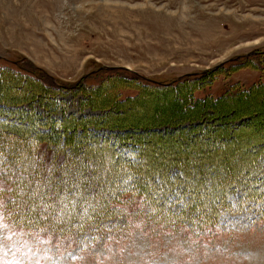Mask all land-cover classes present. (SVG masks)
<instances>
[{
  "label": "rangeland",
  "instance_id": "obj_1",
  "mask_svg": "<svg viewBox=\"0 0 264 264\" xmlns=\"http://www.w3.org/2000/svg\"><path fill=\"white\" fill-rule=\"evenodd\" d=\"M60 115L70 142L57 151L69 162L58 194L33 179L12 208L0 175V264H264V157L254 167L248 150L264 142V0H0V148L18 151L8 138L24 141L25 127L38 141ZM219 132L229 134L220 144ZM137 133L153 141L135 144ZM52 135L40 140L54 150ZM121 137L130 150L112 148ZM141 144V163L121 159ZM128 163L160 208L122 192ZM251 166L256 186L240 182ZM218 200L227 204L205 226L198 212ZM49 211L58 225H37Z\"/></svg>",
  "mask_w": 264,
  "mask_h": 264
},
{
  "label": "trees",
  "instance_id": "obj_2",
  "mask_svg": "<svg viewBox=\"0 0 264 264\" xmlns=\"http://www.w3.org/2000/svg\"><path fill=\"white\" fill-rule=\"evenodd\" d=\"M234 61H236V58L234 59ZM220 66H222V65H219V66H217L214 69H217ZM102 70H107L108 71V69H104V68H100L99 69V71H102ZM109 70H115V68L114 69H109ZM122 70H125V69H122ZM125 71H127V70H125ZM127 72H129V71H127ZM202 74L205 75V74H207V72L205 71ZM133 76L136 77V79L137 78L138 79H142L141 77H139L136 74H133ZM188 77H192V76H188ZM178 80H174V81L170 82L173 85H171V84H165V83H156L154 85H151L150 83H148L146 85H147V87H149V86L156 87V88H158V90H159V88H161L160 90H164L166 88L172 89V88H175L176 84L179 82ZM73 88H75V87H73ZM79 89H81V88H79ZM83 103L88 104V98L85 99V100H83ZM13 105L15 107L14 109H21L22 108V106H18L17 104L16 105L13 104ZM29 108H30V106H28V109ZM28 109H26V111ZM211 114L212 113H210V115ZM206 116L207 115H204V117L201 120H198L197 119V121L204 120V118ZM213 116H214V113H213ZM209 117H207V118H209ZM83 119H84L83 117H80V119H79L80 121H78V122H80V124H78V125L76 124V121L75 120L72 121L74 123V127H73L74 130H76L77 127L80 128V130H78V133L79 134L80 133L82 134V132L84 131V130H81L82 126H84V125L86 126L87 125ZM51 122L53 123V120H51ZM62 122H65L64 116H61L60 115V119L59 118H57V119L55 118V123H54L52 129L46 128V129H43V130H41V129L38 130L37 133L39 135H41L39 137V140L38 141L37 140H33L35 138H33V136L31 135V133L30 134L28 133L29 131H32L30 128L29 129H27V127H25L26 129H23V128L21 129L20 128V132H22L21 135L23 134L24 136H27V138L23 139L24 141H19L18 142L16 140L17 138L14 137L15 132L14 133H11L10 136H9L10 138H8V140H12V138H13V141L15 140V142H13L12 146L9 147V148H11L10 150L13 151V149L16 148V149H18V151L15 150V152L13 154H9V150H7V151L4 152L0 148V175H2V176L9 175L7 177L10 178V180H11V183L10 184L13 187V189L11 191H12V193H13V191L16 193L15 195H13V197H14L15 200H14V203L11 205L12 208H13V205L15 206V202H17L20 198L23 199L25 196L28 195V193H27L28 192L27 191L28 190L27 187L30 188L31 185L30 184H27L28 186L27 185L23 186L22 184L23 183L25 184V182L26 183L27 182H31V180H33V179L34 180H37V181L39 180V182H40V185L38 187L39 190L40 191H43L45 188H47V187L49 188L50 187L51 193L49 194V196L51 198H54L55 195L58 194L59 189H62V184H61L60 181L58 182V178H60V176L62 174V168L65 165H68L69 162L68 163L66 162L65 155H63L61 152L59 154V153H57V151H59V150L60 151H63L64 150V146L67 144V142H70L68 140L66 141L65 135L62 137L61 131L64 130V128L61 125ZM23 124L26 125L27 123L24 122ZM92 124H95V123L92 122ZM167 128H170V130H171V128H174V127H172V126H169L168 127L167 126ZM150 129L152 131H154V133L156 132L155 131V128L154 129L153 128H150ZM157 129H160V128H157ZM232 130H235V129H232ZM232 130H231V136L234 133V131H232ZM177 131L178 132H176V134L179 135L180 128L177 129ZM197 131H198V129H197ZM32 132H34V131H32ZM143 132H145V131L143 130ZM186 132H187V134L188 133L192 134V137L195 136V135H199V134H195L194 135V133L192 131H189V132L186 131ZM186 132H185V134H186ZM60 133H61V136H60ZM72 133H74V132H72ZM161 133L163 135H167V133H169V132L165 131V132H161ZM219 133H220V136H218L217 143L220 144L221 141H224L225 140V138H226V140L228 139L227 136H229V134H226V132H224V133L223 132H219ZM52 134L53 135H56V136H53ZM74 134H76V133H74ZM204 134H206V133H202L200 135L201 136L202 135L205 136ZM44 135H46V136H44ZM47 135H52L51 139H54V138L56 139L58 137L60 138V145L58 143H55V144H58V147L56 149L53 150V149L49 148L48 146L50 144L49 143H45L46 141H44V139H41L40 140V138H42V137L43 138L44 137L48 138ZM143 135L144 136H141L139 133H137L136 136H139V137H135L134 134H133V142L135 144H137V143H139V141H141L140 143H142V139L145 138L144 141H143V143L144 144H147V146H148V144H150L149 141H153V139L150 137V136H152V134H150V133H147V134L143 133ZM76 136H77V134H76ZM95 136H96V134H95ZM129 137H131V135ZM28 138H30V139H28ZM206 138H208V137L202 138L203 142H204V139H206ZM124 139H125V141H123ZM210 139H212V140L215 139V136L214 135H211ZM219 139L221 141H218ZM73 142H75V141H73ZM73 142L71 141L72 144H73ZM78 142H80V143L83 144V138L81 139V141H78ZM42 143H44V145H42ZM85 143L89 144L88 142H85ZM134 143H133V146H135ZM128 144H129V141H127V138L121 137L120 139H118L117 141H115V143H113V146H115V147H112V148L113 149H116L117 148L120 151L126 152V151L130 150V149H126L125 150V148H127L129 146ZM257 144H255V143L251 144L250 147H252V148H250V149H248L247 146L245 145V150L246 151H247V149L248 150H251L252 153H253V156H251V157H253L252 163H253V166L254 167H255V161H257V158L258 157H261V158L264 157V154H262L263 153V150H264V145H263L264 142L261 143L262 145H259V144L257 145ZM81 146H83V145H81ZM144 146L146 147V145H144ZM86 147L88 148V146H86ZM98 147H100L98 149L99 151L100 150H104V149H107V150L110 149V151L112 152V150H113L109 146H107L106 144H103L102 147L101 146H98ZM118 147H121V148H118ZM94 148L95 147H92V149H94ZM142 148H143V146L141 144V146L139 147V150L140 151L137 150V153H136L137 154V157H136V154L130 153V156L127 157V156H124L123 155V156H121L122 157L121 159L123 161H129V162H131L133 164H135V162L141 163V157L138 155V153L141 152V151L143 152L144 149H142ZM34 150H35V154H32V156L30 157V153L32 151H34ZM16 154L19 155V156H17ZM22 154H24V155H22ZM21 157L24 158L23 161H22V159H20ZM118 157L119 156H117V158ZM26 159H27L28 162H26V164H24ZM29 160H32V162H29ZM9 162L13 163L14 166H15V168L14 167L12 168L11 166H10L11 167L10 168L9 167V164H10ZM136 165L132 166V165H130V163H128V167H126V171L125 172L119 171L117 169V167H115V170H114L115 172L114 173H119V172L120 173L121 172L122 173H125V175H123L124 176L123 178H126L125 180H126V183L128 185V186H125L122 189L121 188L120 189L123 190L122 192H128V193L131 192V193L136 194V195H142L146 200H148L149 203H151L153 205V207L160 208L161 207V203L160 202L158 203V201H160L159 200V196L155 192H151L150 191L151 189L149 190V188H145V185H143V182H145L144 178H146L145 177L146 174L145 173H142L141 171H139L140 173H138V174L137 173H134V171L136 170L135 169L136 168ZM70 166H72V164H70ZM253 166L250 167V170H254L255 171L257 169V171H255V172L254 171H251V172L249 171L248 172L246 170L245 173L243 172L244 174L242 176H240L241 177V181L240 182H243L246 179L247 182L249 180L250 181H253V183H250V181H249L248 184L250 183V184H253L254 186H256L258 184V181H255V180H257L256 179V175L260 172L261 169H259V170H258V168H255L254 169V168H252ZM263 166H264V164H263ZM16 167H18V169H16ZM116 170H118L119 172H117ZM140 170H142V168H140ZM141 176H143L144 178L142 177V179H141ZM33 177H35V178H33ZM247 178H248V180H247ZM254 182H256V183H254ZM175 186L178 189V186H180V185H177V183H175V184L172 185V187H175ZM179 188H182V189L181 190H177V193L182 198L186 194H189L187 189L186 190H183V187H179ZM226 191H228V190H226ZM59 194H60V192H59ZM98 195L101 198V203L100 204H104V206L106 205V201L108 199H109V201L114 200V197L113 196H105V195H102V194H98ZM252 196H258L257 199H259L261 197V193L258 195V192H257V193H255ZM196 197H197V200L196 201L197 202H200V203H201V201L204 198H206L205 195L203 197L202 196H196ZM218 201H219L220 204L214 205L215 207H213L212 212L210 214H208V212H203V211L198 212L200 214H198L197 216L198 217H201V220H202V222H203V224L205 226H213V224H214V222L216 220V213L221 208H223V206L225 204H227V201H229V200L227 199V201L226 200H223V201L222 200H218ZM19 211L23 214V215L21 214L23 217H25V218L27 217L28 219H31L32 218L31 215H30V213H29L30 211H26L25 213H23L22 210H19ZM54 214L55 213H53V211H49L46 214L45 213L42 214L40 212L39 215H38V219H39V222H41V223H39L37 221L38 222L37 225H47V226H55V225H58L51 218L52 216H54Z\"/></svg>",
  "mask_w": 264,
  "mask_h": 264
},
{
  "label": "bare ground",
  "instance_id": "obj_3",
  "mask_svg": "<svg viewBox=\"0 0 264 264\" xmlns=\"http://www.w3.org/2000/svg\"><path fill=\"white\" fill-rule=\"evenodd\" d=\"M174 135H176V134H174ZM233 135V134H232ZM173 136V135H172ZM151 138H152V136H150ZM159 137V136H158ZM160 138V137H159ZM173 139V138H172ZM161 140V139H160ZM165 141V140H164ZM166 142V141H165ZM230 170V169H229ZM203 172H207V168H206V170H204ZM225 175V174H224Z\"/></svg>",
  "mask_w": 264,
  "mask_h": 264
},
{
  "label": "snow or ice",
  "instance_id": "obj_4",
  "mask_svg": "<svg viewBox=\"0 0 264 264\" xmlns=\"http://www.w3.org/2000/svg\"><path fill=\"white\" fill-rule=\"evenodd\" d=\"M0 190H2V189H0Z\"/></svg>",
  "mask_w": 264,
  "mask_h": 264
}]
</instances>
